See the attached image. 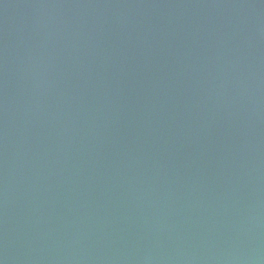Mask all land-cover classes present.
Here are the masks:
<instances>
[{
    "label": "water",
    "instance_id": "95a60500",
    "mask_svg": "<svg viewBox=\"0 0 264 264\" xmlns=\"http://www.w3.org/2000/svg\"><path fill=\"white\" fill-rule=\"evenodd\" d=\"M0 264H264V0H0Z\"/></svg>",
    "mask_w": 264,
    "mask_h": 264
}]
</instances>
